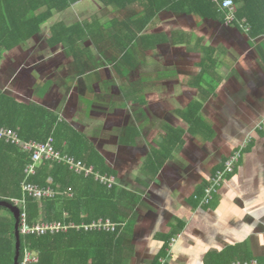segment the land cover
Instances as JSON below:
<instances>
[{
  "label": "crops",
  "instance_id": "1",
  "mask_svg": "<svg viewBox=\"0 0 264 264\" xmlns=\"http://www.w3.org/2000/svg\"><path fill=\"white\" fill-rule=\"evenodd\" d=\"M75 6L5 53L0 87L50 108L96 150L105 173L91 166L115 181L98 197L118 220L99 219L123 224L114 264H159L176 236L169 264H264V36L177 5L146 24L147 0ZM76 8L80 19L57 18ZM60 24L95 36L71 55L49 45ZM247 140L237 172L201 205L210 178Z\"/></svg>",
  "mask_w": 264,
  "mask_h": 264
},
{
  "label": "trees",
  "instance_id": "2",
  "mask_svg": "<svg viewBox=\"0 0 264 264\" xmlns=\"http://www.w3.org/2000/svg\"><path fill=\"white\" fill-rule=\"evenodd\" d=\"M83 0H0V64L6 52L24 46L34 36L43 31V27L52 19L55 12L67 11ZM105 7L125 10L136 0H98ZM151 2L152 11L147 14V24L164 7H189L187 14L198 15L204 19L220 18L212 0H147ZM237 5V18L245 19L252 25L251 34L264 36V0H234ZM90 26L76 24L74 26L55 25L51 29L49 45L55 47L62 44L69 54L76 53L79 39L95 36ZM127 48L124 55L128 56ZM123 55V56H124ZM264 57V53H263ZM0 125L18 129L27 140L47 141L54 137L57 150L71 154L80 160L105 173V168L96 150L89 147L85 136L69 123L60 120V116L50 108L37 101H21L16 94L5 92L0 87ZM100 161V162H99ZM32 156L16 144L0 139V201L15 204L13 199H23V183L26 180L27 166ZM30 182L40 187L52 186L61 190L73 188L76 197L62 200L46 199L42 202L30 198L28 214L31 223L41 220H67L91 223L101 216H109L118 220L101 206L100 194L105 189L94 179L78 176L66 165L43 163L38 174ZM87 190V192L84 191ZM105 204H107L105 202ZM103 204V205H105ZM11 216L0 215V264H15L17 255L16 216L10 209ZM68 211L66 219L64 213ZM26 248L40 255L38 264H114L115 234L105 231H86L73 228L68 233L55 235L22 236V258Z\"/></svg>",
  "mask_w": 264,
  "mask_h": 264
},
{
  "label": "built area",
  "instance_id": "3",
  "mask_svg": "<svg viewBox=\"0 0 264 264\" xmlns=\"http://www.w3.org/2000/svg\"><path fill=\"white\" fill-rule=\"evenodd\" d=\"M217 6V11L223 15L224 23L227 25L234 24L243 28L245 31H251L250 24L247 21L239 20L236 16V5L233 0H213ZM0 139L7 143L16 144L21 147L26 153L32 156V162L26 169V180L23 183V199H13L12 201L16 206L21 208V233L22 236L37 235H55L68 233L73 228L77 230H86L90 232L105 231L111 234L115 233L122 228L123 224L116 223L109 218L94 220L91 223H77L75 221L67 220H53L45 221L41 220L36 223H31L28 214V200L30 198L42 202L46 199L62 200L64 197L72 198L75 196V192L72 188L68 190H61L60 185L58 188L52 186L40 187L38 184L30 182V179L38 174L39 167L45 163L50 162L53 164H62L70 168L71 171L77 175H81L87 178L93 177L100 184L111 189L114 186V178L106 174H102L94 166L88 165L82 160L77 159L68 153H63L56 149L54 143V137L50 136L47 141L27 140L24 139L18 129L10 128L0 125ZM250 140H247L242 146L231 154L225 161L223 167L214 174L206 187L203 194L200 196L201 205H210L220 192V188L226 183L227 176L233 175L237 172L239 165L241 164L245 152L248 149ZM69 212L66 211L64 216L66 219L69 217ZM179 237L176 236L170 240L167 247L164 250L158 262L159 264H169V258L172 257L174 248L178 242ZM40 262V255L30 248H26L24 252L23 264H38ZM230 264H261L255 259L251 260H236Z\"/></svg>",
  "mask_w": 264,
  "mask_h": 264
},
{
  "label": "water",
  "instance_id": "4",
  "mask_svg": "<svg viewBox=\"0 0 264 264\" xmlns=\"http://www.w3.org/2000/svg\"><path fill=\"white\" fill-rule=\"evenodd\" d=\"M0 207L12 210L16 216L17 255L15 264H20L22 258L21 208L8 201H0Z\"/></svg>",
  "mask_w": 264,
  "mask_h": 264
},
{
  "label": "rangeland",
  "instance_id": "5",
  "mask_svg": "<svg viewBox=\"0 0 264 264\" xmlns=\"http://www.w3.org/2000/svg\"><path fill=\"white\" fill-rule=\"evenodd\" d=\"M76 7V6H75ZM77 12V13H76ZM75 13H76V15H75ZM80 15H81V11H80V8H76V10H75V12H73V13H70V15H62V14H60V15H58L57 16V18L58 19H62V18H64V17H67L69 20H72L73 21V19L75 18V17H77V19H80ZM64 19H66V18H64ZM53 20V19H52ZM54 23V22H53ZM44 45V44H43ZM17 53H15V55H16ZM4 56H5V54H4ZM3 56V57H4ZM54 57H56V56H54ZM3 60V59H2ZM52 61V60H51ZM1 63H2V61H1ZM1 65V64H0ZM0 215H3V216H11V212L9 211V210H0Z\"/></svg>",
  "mask_w": 264,
  "mask_h": 264
},
{
  "label": "bare ground",
  "instance_id": "6",
  "mask_svg": "<svg viewBox=\"0 0 264 264\" xmlns=\"http://www.w3.org/2000/svg\"><path fill=\"white\" fill-rule=\"evenodd\" d=\"M236 15H237V7H236Z\"/></svg>",
  "mask_w": 264,
  "mask_h": 264
},
{
  "label": "clouds",
  "instance_id": "7",
  "mask_svg": "<svg viewBox=\"0 0 264 264\" xmlns=\"http://www.w3.org/2000/svg\"><path fill=\"white\" fill-rule=\"evenodd\" d=\"M15 205V204H14Z\"/></svg>",
  "mask_w": 264,
  "mask_h": 264
}]
</instances>
